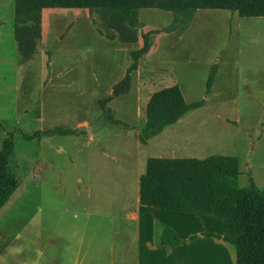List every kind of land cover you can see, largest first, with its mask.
<instances>
[{"label": "rangeland", "instance_id": "1", "mask_svg": "<svg viewBox=\"0 0 264 264\" xmlns=\"http://www.w3.org/2000/svg\"><path fill=\"white\" fill-rule=\"evenodd\" d=\"M46 11L37 52L21 63L12 0H0V141L15 131L11 170L18 178L0 209V264H137L129 216L150 157L235 156L239 187L253 181L264 188V18L197 10L182 33L156 34L129 93L107 104L127 127L105 120L89 133L81 123L102 119L98 101L122 78L142 40H107L88 10ZM172 19L169 12L140 9L138 33L161 31ZM175 82L186 103L203 106L140 144L147 96ZM54 127L74 133L40 141L21 135ZM216 254L214 264H235V252L233 263Z\"/></svg>", "mask_w": 264, "mask_h": 264}, {"label": "trees", "instance_id": "2", "mask_svg": "<svg viewBox=\"0 0 264 264\" xmlns=\"http://www.w3.org/2000/svg\"><path fill=\"white\" fill-rule=\"evenodd\" d=\"M13 39L21 63L31 60L41 40V16L44 9H78L97 14L99 34L109 41L141 46L130 52L131 63L123 77L112 86L110 94L98 101L105 120L118 126L127 125L114 118L107 104L125 97L132 87V73L139 61L153 46L160 32L182 31L197 10H227L241 18H264V0H12ZM140 9H157L173 15L163 30H151L139 35L143 25L138 20ZM217 67H211L205 91L209 94ZM204 102L186 103L177 85L160 88L148 97L144 125L138 141L146 144L166 127L174 125L188 112L202 107ZM15 131L7 132L0 141V209L18 188V178L11 170ZM60 127L21 133L25 141H40L52 135L73 134ZM239 160L235 156L210 155L196 158H147L144 173L138 178V204L144 207L195 215H209L224 223L222 235L202 232L192 235L220 239L235 249V264H264V188L253 181L244 188L238 185ZM184 241L170 227L162 225L160 246L175 248Z\"/></svg>", "mask_w": 264, "mask_h": 264}, {"label": "crops", "instance_id": "3", "mask_svg": "<svg viewBox=\"0 0 264 264\" xmlns=\"http://www.w3.org/2000/svg\"><path fill=\"white\" fill-rule=\"evenodd\" d=\"M46 10L49 9H44L41 16V36L48 26V21L44 20V14L50 11ZM149 53H151V49L147 54ZM175 84L176 82L164 87ZM178 122L180 121L178 120L175 124H179ZM81 124L88 126L86 122ZM165 129L161 133L165 132ZM129 217L132 222L133 239L138 242L137 264H178V262L179 264H214L218 257L217 250L224 252L232 263L234 261V247L220 239L199 236L193 241H188L190 236L200 235L202 232L222 235L224 223L214 216L177 213L135 205ZM162 225L172 228L184 243L175 248L167 245L160 246L159 238L162 233Z\"/></svg>", "mask_w": 264, "mask_h": 264}, {"label": "water", "instance_id": "4", "mask_svg": "<svg viewBox=\"0 0 264 264\" xmlns=\"http://www.w3.org/2000/svg\"><path fill=\"white\" fill-rule=\"evenodd\" d=\"M105 122V119L104 117H102V119L97 123V124H94V125H88L87 128H88V132L89 133H92L94 129H96L98 127V125L102 124Z\"/></svg>", "mask_w": 264, "mask_h": 264}]
</instances>
